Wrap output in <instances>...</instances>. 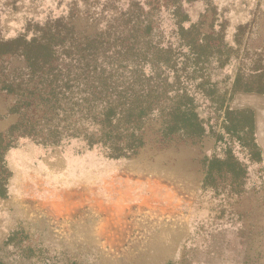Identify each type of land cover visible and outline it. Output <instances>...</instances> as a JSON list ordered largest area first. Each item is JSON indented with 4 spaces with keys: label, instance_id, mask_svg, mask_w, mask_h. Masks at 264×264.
<instances>
[{
    "label": "rangeland",
    "instance_id": "obj_1",
    "mask_svg": "<svg viewBox=\"0 0 264 264\" xmlns=\"http://www.w3.org/2000/svg\"><path fill=\"white\" fill-rule=\"evenodd\" d=\"M179 4L189 20L183 26L201 25L214 52L184 71L190 56L178 41L176 0H0L4 41L41 37L58 20L72 29L47 76L31 74L18 56L0 61V135L16 127L4 155L0 264H264V93L231 92L237 79L264 90V0ZM136 10L152 16L154 31L143 43L171 46L178 64L160 82L186 91L205 134L164 139L154 112L143 121L144 146L109 159L86 145L101 104L94 88L78 84L95 66L108 74L118 60L129 67L112 73L128 80L132 62L146 63L139 36L127 33ZM143 75L146 92L157 81L147 68ZM227 110L252 114L230 117L232 137L224 133ZM229 158L240 174L226 165L207 176L211 161Z\"/></svg>",
    "mask_w": 264,
    "mask_h": 264
},
{
    "label": "trees",
    "instance_id": "obj_2",
    "mask_svg": "<svg viewBox=\"0 0 264 264\" xmlns=\"http://www.w3.org/2000/svg\"><path fill=\"white\" fill-rule=\"evenodd\" d=\"M176 2L173 19L179 32L178 41L182 48L181 50L187 49L188 56H190L188 59L184 58L181 63V70L184 71L190 63L195 65L204 64L214 52H212L213 47L209 42L212 37L201 32L199 27L201 25L189 24L187 28L183 26L189 20L187 15L182 12L179 0H176ZM140 14V10H136V13L129 11V17H127L126 21V23H131L127 33L129 36L132 34L131 36L134 38L139 36L138 44L149 39L152 30L154 31L152 16L146 13L141 18ZM71 31V28H68L58 20L49 24L41 37H34L31 40H27L23 36L9 41L0 39V61L5 56H18L23 58L26 69L31 74L41 73L47 76L56 62V47L64 44L71 35ZM219 33L221 36V31ZM221 43L222 40L220 39L218 44L221 45ZM143 45L145 47L141 49L144 50L143 52L146 56L149 55V59L144 64L132 62L129 72L131 77L128 80L120 78V75H113V70L117 72L116 70L119 67L121 69L125 68V66L126 68L129 67L127 64L122 66V63L116 60L106 67L110 68V73L106 74L102 68H100V72H96L98 67L95 66L92 70L93 77L86 78L84 84H82V81L78 84L82 87L84 85L94 88L95 93L91 95L101 104L98 114L94 118L95 127L97 128L95 133H92L86 139V145L88 149H92L93 146H100L109 159L133 156L144 146V136L143 132H141L143 121L154 112L161 115L160 134L164 139L176 135L185 139H200L205 134L203 123L196 112L193 100L187 95L186 91L169 88L165 79L160 82L161 76L166 69L172 70L175 69V65H178L176 64L177 62L171 60L172 47L162 48L160 45H156L152 49L150 41L144 42ZM133 47V45L125 47L127 48L125 53L129 49L133 50ZM85 48L89 49L90 43L84 45V52ZM123 49L121 48L119 54L124 53ZM119 63L120 66H118ZM223 64L225 62L219 63L220 66ZM145 68L149 69L148 80L157 81L154 82L153 86H149L150 88L146 92L142 88L143 83H141L143 77L146 78L143 75ZM178 79L179 77L175 78L177 82ZM55 81L57 80L54 78L50 79L49 84L52 85ZM204 83H208V80L206 82L203 81ZM140 88L141 90L139 91ZM240 91L264 93L261 88L252 89L249 86H242L240 79H237L231 92ZM170 93L173 95L172 98H169ZM163 97H167L169 101L168 104L160 106L157 101ZM237 113L244 114V117L248 120L252 119V114L248 110L241 112L225 111L224 119L227 122V126H224V133L227 136L232 137V134L235 133V128L232 125L233 120L230 117ZM11 128L8 138H5L2 134L0 135V193H3V187L7 179L5 177L7 170L4 167V155L8 149L13 147L16 141L13 136V130L16 127ZM245 135L252 139L250 127ZM50 144L57 145L58 141H52ZM226 165L236 170L235 175L240 174L239 165L232 158H229L223 161L215 159L211 161L207 176H212L214 171L221 172V167Z\"/></svg>",
    "mask_w": 264,
    "mask_h": 264
}]
</instances>
